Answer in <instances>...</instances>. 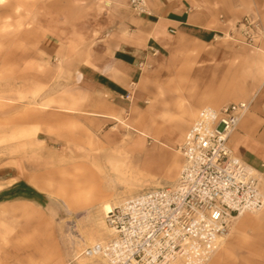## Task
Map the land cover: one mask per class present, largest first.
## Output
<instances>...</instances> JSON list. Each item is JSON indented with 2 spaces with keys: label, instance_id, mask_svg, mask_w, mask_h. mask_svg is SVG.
<instances>
[{
  "label": "rangeland",
  "instance_id": "rangeland-1",
  "mask_svg": "<svg viewBox=\"0 0 264 264\" xmlns=\"http://www.w3.org/2000/svg\"><path fill=\"white\" fill-rule=\"evenodd\" d=\"M2 2L0 181L15 176L28 184L36 182L47 192H42V208H34L33 219L37 221L0 214V264L25 262L40 245L62 262L79 261L84 248L111 237L101 211L103 203L114 208L126 199L176 181L182 165L179 137L190 125L182 122L179 112H156L159 115L154 118L152 110L148 113L146 99L138 109L104 126L75 113L81 102L76 97L75 67L63 59L72 55L65 47L71 38L67 23L74 21L71 17L76 12L74 0ZM245 19L258 25L249 17L239 25L243 26ZM122 162V169H118ZM76 170L77 176L93 174L95 183L87 189L89 198L74 203L70 195ZM169 170H173L172 175ZM19 205L2 206L10 209ZM261 212L245 215L253 217ZM260 228L256 223L246 227L254 236L253 243H247L249 249L237 251V260L248 251L252 257L263 256L264 233H257L263 231ZM24 246L32 252L21 249ZM231 262L229 255L221 264Z\"/></svg>",
  "mask_w": 264,
  "mask_h": 264
},
{
  "label": "crops",
  "instance_id": "crops-1",
  "mask_svg": "<svg viewBox=\"0 0 264 264\" xmlns=\"http://www.w3.org/2000/svg\"><path fill=\"white\" fill-rule=\"evenodd\" d=\"M144 1L147 12L137 15L129 7L130 0H74L76 12L71 17L74 21L67 23L71 38L65 47L72 55L63 59L75 67L76 97L81 98L75 113L104 126L138 109L146 99L148 113L152 110L154 118L159 115L156 112H179L182 122L191 126L204 107L219 109L250 102L229 145L234 156L258 175L264 193V0ZM245 17L258 24L257 29L249 28L251 41L245 26L239 25ZM185 135L179 137L180 145ZM77 171L71 181L70 201L74 199V203L89 198L87 189L95 183L93 174L77 176ZM28 192L35 199L1 201L0 206L21 205L2 206L0 214L37 221L34 208H42V192L47 189L15 176L0 181V194ZM105 205L111 207L103 203V212ZM255 223L263 229L257 233H264V209L258 216L239 218L211 264H221L229 255L230 264H264V254L256 258L248 251L238 260L234 256L253 243L254 236L246 227ZM239 243L242 245H236ZM42 247L19 264H107L103 259L84 257L62 262ZM21 249L32 252L26 246Z\"/></svg>",
  "mask_w": 264,
  "mask_h": 264
},
{
  "label": "built area",
  "instance_id": "built-area-1",
  "mask_svg": "<svg viewBox=\"0 0 264 264\" xmlns=\"http://www.w3.org/2000/svg\"><path fill=\"white\" fill-rule=\"evenodd\" d=\"M129 7L147 12L144 0H130ZM243 24L251 41L249 28L258 25ZM249 108L241 102L199 110L178 149L176 181L112 208L104 218L111 237L81 255L107 264H207L237 219L264 209L260 178L229 145Z\"/></svg>",
  "mask_w": 264,
  "mask_h": 264
},
{
  "label": "trees",
  "instance_id": "trees-1",
  "mask_svg": "<svg viewBox=\"0 0 264 264\" xmlns=\"http://www.w3.org/2000/svg\"><path fill=\"white\" fill-rule=\"evenodd\" d=\"M30 193L29 192L24 193V194L23 193H12V194L2 193V194H0V202L15 199V198H24V199H28V200L35 199V196L32 195V193L31 194Z\"/></svg>",
  "mask_w": 264,
  "mask_h": 264
},
{
  "label": "bare ground",
  "instance_id": "bare-ground-1",
  "mask_svg": "<svg viewBox=\"0 0 264 264\" xmlns=\"http://www.w3.org/2000/svg\"><path fill=\"white\" fill-rule=\"evenodd\" d=\"M104 212L107 214L108 212H110L112 209L109 205H105L103 208ZM105 261V260H104ZM106 262V261H105ZM107 263V262H106Z\"/></svg>",
  "mask_w": 264,
  "mask_h": 264
}]
</instances>
